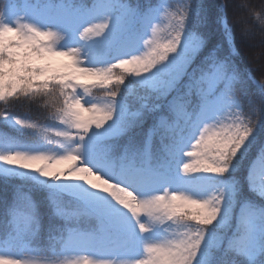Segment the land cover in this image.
Segmentation results:
<instances>
[{
	"label": "snow or ice",
	"instance_id": "obj_1",
	"mask_svg": "<svg viewBox=\"0 0 264 264\" xmlns=\"http://www.w3.org/2000/svg\"><path fill=\"white\" fill-rule=\"evenodd\" d=\"M237 27L264 35V6L0 0V264H264V73Z\"/></svg>",
	"mask_w": 264,
	"mask_h": 264
},
{
	"label": "trees",
	"instance_id": "obj_2",
	"mask_svg": "<svg viewBox=\"0 0 264 264\" xmlns=\"http://www.w3.org/2000/svg\"><path fill=\"white\" fill-rule=\"evenodd\" d=\"M230 2L238 3H249L255 8L259 9L261 6H264V0H230ZM228 22L229 24L233 23V14L231 8L228 12ZM215 39H220L217 36ZM264 35L261 34L258 28L253 29V35L242 39L240 35V27L236 28V39L235 46L239 52L238 60L245 66L250 67L257 79L261 78V73H264ZM94 92L96 90H93ZM4 110V106L0 104V111ZM12 112L24 116H30L32 122L44 123L40 112L37 111L34 106H16L11 109ZM2 122H0V133L8 132ZM42 135H35L31 132H28L19 137L21 142L31 143L34 140H40Z\"/></svg>",
	"mask_w": 264,
	"mask_h": 264
}]
</instances>
